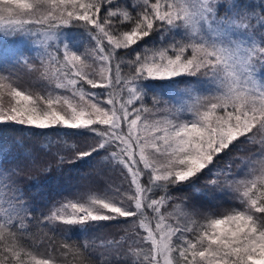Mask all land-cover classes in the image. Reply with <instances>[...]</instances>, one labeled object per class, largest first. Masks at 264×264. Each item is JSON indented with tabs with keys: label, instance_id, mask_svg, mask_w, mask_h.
Instances as JSON below:
<instances>
[{
	"label": "snow or ice",
	"instance_id": "snow-or-ice-1",
	"mask_svg": "<svg viewBox=\"0 0 264 264\" xmlns=\"http://www.w3.org/2000/svg\"><path fill=\"white\" fill-rule=\"evenodd\" d=\"M0 45V140L46 158L35 196L0 160V264H264V0H0Z\"/></svg>",
	"mask_w": 264,
	"mask_h": 264
},
{
	"label": "trees",
	"instance_id": "trees-1",
	"mask_svg": "<svg viewBox=\"0 0 264 264\" xmlns=\"http://www.w3.org/2000/svg\"><path fill=\"white\" fill-rule=\"evenodd\" d=\"M252 2H256V0H252ZM3 47V45H0ZM33 84V81L27 77L22 75L21 85L22 87H28L29 85ZM5 139L0 140V160L7 158V166H12L15 161V157L20 156L21 153L23 155H28L30 153L37 155L39 160L36 164L28 163L27 167L22 171L19 176L21 181V186L27 188V192L30 195H37L41 188L33 187L34 184L39 183V179L41 178L40 173V164L45 162V157L40 153L38 143L35 140H30L29 143L31 147H24L21 146L17 148L14 145L13 138L22 135L21 133H6ZM35 149V151H34ZM23 163V161H18ZM101 172L100 167L97 165V162L90 161L87 164H81L76 168L72 169L70 172H65L62 179L58 178L55 181H48L46 183L50 184L51 186L55 187L57 184H62L65 190H72L74 188L82 187L88 184L92 180H96ZM212 203L214 205H220L223 207L228 206V202L226 198H221L218 200H213ZM121 233V229L112 226L109 228L100 229L99 231L93 233L94 237H101V238H108L111 239L112 237H118Z\"/></svg>",
	"mask_w": 264,
	"mask_h": 264
}]
</instances>
